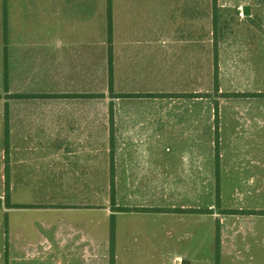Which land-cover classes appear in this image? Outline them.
<instances>
[{
    "label": "crops",
    "instance_id": "1",
    "mask_svg": "<svg viewBox=\"0 0 264 264\" xmlns=\"http://www.w3.org/2000/svg\"><path fill=\"white\" fill-rule=\"evenodd\" d=\"M216 51L210 141L206 108L175 95L215 85ZM110 82L114 94L156 96L112 97ZM0 84L9 85L7 99L0 93V171L7 130L11 203L3 264H111L112 222L119 264L118 216L200 214L145 197L205 188L206 146L236 149L235 158L262 146L264 0H0ZM112 159L115 207L127 211L99 203L100 179L111 201ZM177 179L189 184L169 193ZM221 226L235 251L242 226Z\"/></svg>",
    "mask_w": 264,
    "mask_h": 264
},
{
    "label": "rangeland",
    "instance_id": "2",
    "mask_svg": "<svg viewBox=\"0 0 264 264\" xmlns=\"http://www.w3.org/2000/svg\"><path fill=\"white\" fill-rule=\"evenodd\" d=\"M186 88L189 94H174L175 98H185L187 107L206 108V139L211 141L217 138V116L213 118L207 113L212 109L217 110L219 106L215 85L206 82L186 85ZM8 92L9 85L6 87L5 84H0V93L4 99L8 98ZM181 101L183 99L179 103ZM256 104L257 102H252L246 106L255 108L258 107ZM213 126L216 128V136ZM260 142L262 146L239 148L240 154L237 158L234 157L236 149L206 146L205 188L193 186L186 194L171 196H167L165 189L162 196L145 197V202L149 204L161 202L164 206L172 204L176 207L200 208V214L179 212L153 217L149 214L129 213L118 216L121 234L118 247L119 264H174L176 256L186 260L192 255H197L201 264L205 260L206 264H216L218 237L220 264H264V138ZM222 150L223 163L219 162L217 166L216 152L221 154ZM180 156L179 153L175 167L182 171L184 165ZM4 170L5 160L0 171V199L3 201L0 208V254L9 250L7 218L3 210ZM178 176L183 177L182 173ZM165 182L172 185L174 181ZM105 183L106 181L100 179V205L111 204L108 195L102 190ZM177 183L180 185L179 189L176 186L172 191L169 189V193L177 194L182 191L181 185H188L189 180L177 179ZM221 223L224 226H242L233 236L236 252L231 251L230 243L222 244L221 231L230 229L222 228ZM203 229L205 237L202 234ZM230 240L233 241V238ZM3 263L4 259L0 257V264ZM18 264H34V261H22Z\"/></svg>",
    "mask_w": 264,
    "mask_h": 264
},
{
    "label": "trees",
    "instance_id": "3",
    "mask_svg": "<svg viewBox=\"0 0 264 264\" xmlns=\"http://www.w3.org/2000/svg\"><path fill=\"white\" fill-rule=\"evenodd\" d=\"M111 68H110V72H111ZM214 70H215V90H218V84H217V71H218V65H217V51L215 52V64H214ZM7 87V85H6ZM109 90H110V94L112 95V97H152V96H156L154 94H114L113 93V85L112 82H110L109 84ZM7 91V90H6ZM237 95V94H236ZM171 96V95H169ZM240 96H242V94H240ZM246 96H251V95H246ZM253 96V95H252ZM99 97H103L102 94L99 95ZM112 108V105L110 106ZM7 138H8V132L6 130V147H5V157H6V161H5V172H4V180H5V191H4V205L7 208L11 207V203H10V176H9V162H8V151H9V147H8V143H7ZM218 149V147H216ZM218 151L216 152V162H217V166L219 165V155H218ZM111 203H112V207L114 210H119V211H127L130 210L129 208H121V207H115V189H114V164H113V159L111 160ZM3 201L0 199V208L2 207ZM143 210V209H142ZM207 213V212H206ZM114 224L112 222L111 225V240H110V247H111V264L114 263ZM219 259H220V251H219V238H218V244H217V250H216V264H219Z\"/></svg>",
    "mask_w": 264,
    "mask_h": 264
},
{
    "label": "water",
    "instance_id": "4",
    "mask_svg": "<svg viewBox=\"0 0 264 264\" xmlns=\"http://www.w3.org/2000/svg\"><path fill=\"white\" fill-rule=\"evenodd\" d=\"M247 10H248L247 7H245V8L243 9V11H244L245 14H247ZM181 264H189V261H187V260H183V261L181 262Z\"/></svg>",
    "mask_w": 264,
    "mask_h": 264
}]
</instances>
